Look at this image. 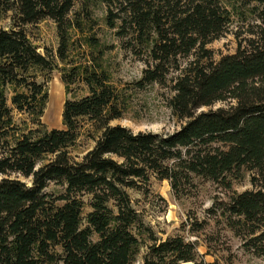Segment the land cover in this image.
<instances>
[{
  "label": "trees",
  "instance_id": "trees-1",
  "mask_svg": "<svg viewBox=\"0 0 264 264\" xmlns=\"http://www.w3.org/2000/svg\"><path fill=\"white\" fill-rule=\"evenodd\" d=\"M76 1L0 0V20L12 21L0 27V173L31 177L30 185L0 179V264L197 263L195 242L179 234L159 238L141 220L127 190L152 175L168 180L177 198L188 194L195 177L231 190L242 169L251 171L254 188L232 191L212 211L220 209L237 234L246 225V245L264 254V0H242L253 4L260 31L217 61L206 45L231 22V10L219 0H100L107 26L127 39L137 57H145L134 85L172 82L167 106L184 122L171 133L110 124L124 111L121 90L100 64L104 49L113 45L102 49L88 36L85 60H68L70 30L82 32V19L90 18V0H81L70 16ZM45 18L56 23L66 93L72 84H83L87 92L65 99L62 128L41 121L48 92L36 80L57 64L22 29ZM218 102L224 105L212 109ZM14 111L24 118L16 121ZM84 119L99 135L76 160L69 147ZM51 181L63 191L45 192ZM85 197L90 210L83 218Z\"/></svg>",
  "mask_w": 264,
  "mask_h": 264
},
{
  "label": "rangeland",
  "instance_id": "rangeland-1",
  "mask_svg": "<svg viewBox=\"0 0 264 264\" xmlns=\"http://www.w3.org/2000/svg\"><path fill=\"white\" fill-rule=\"evenodd\" d=\"M228 10H231V22L227 30L219 37L206 45L212 51L214 61L226 54L236 51L239 41L244 44V39L260 31V23L251 6H245L242 0H219ZM81 0L76 1L70 16L79 11ZM90 18L85 17V12L80 11L83 18L82 32L75 29L70 30L68 60L82 62L85 54L90 52L84 44L85 37L96 38L101 48L113 45L111 49H104L100 64L110 74V80L123 94V115L114 119L111 125L120 124L137 131H152L158 133H171L178 129L184 120L175 117L167 106V98L172 94L171 81L165 84L153 83L138 88L134 85L145 68L144 56L137 57L127 48V39H121L115 35L116 29H111L105 21L106 6L100 0H90L88 9ZM10 14V13H9ZM11 19L6 17L0 20V27L11 26ZM30 41L42 54H50L57 64V68L48 72L44 71L38 82H42L48 92L47 103L41 117V121L48 128H62V108L65 99H78L86 95V87L83 84H72L69 94L65 91V85L61 80V63L56 56L58 46V34L56 23L50 18H45L33 24L22 26ZM92 54L97 56L96 49ZM184 58L182 62L187 61ZM7 103L11 106L10 98L12 90L6 89ZM224 102H218L211 106L215 109ZM210 107H203L200 110H208ZM16 121L24 118L25 115L14 111ZM79 136L73 146L69 147L70 155L79 160L82 155L94 145V137L99 135L84 119ZM252 173L242 169L241 175L232 181V189L225 190L218 184L200 177H195L193 186L188 194L180 198L175 197L169 181L159 180L154 175L145 184L138 188L128 189L132 204L140 213L141 220L150 227L161 239L179 234L187 241L195 242L198 252L197 263L182 262L179 264H264V254H259L261 248H253L246 245L248 238V227L242 226L237 234L226 224L225 218L220 215V209L212 211V208L219 207L217 203L226 202L228 196L233 192H242L253 189L251 183ZM3 177L18 178L28 185L31 177H23L16 173L1 174ZM63 186L51 181L45 188V192L57 195L63 191ZM83 207V218L90 207L85 197ZM222 206V205H221ZM96 235L93 239H96ZM146 251L142 246L138 255L140 261Z\"/></svg>",
  "mask_w": 264,
  "mask_h": 264
}]
</instances>
